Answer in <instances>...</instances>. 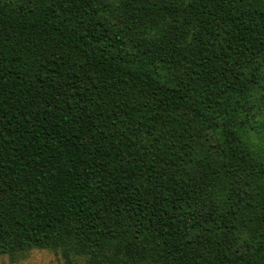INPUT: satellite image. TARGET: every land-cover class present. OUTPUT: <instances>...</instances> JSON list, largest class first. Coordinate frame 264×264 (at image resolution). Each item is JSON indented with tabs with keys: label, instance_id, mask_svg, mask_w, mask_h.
Masks as SVG:
<instances>
[{
	"label": "trees",
	"instance_id": "obj_1",
	"mask_svg": "<svg viewBox=\"0 0 264 264\" xmlns=\"http://www.w3.org/2000/svg\"><path fill=\"white\" fill-rule=\"evenodd\" d=\"M264 264V0H0V254Z\"/></svg>",
	"mask_w": 264,
	"mask_h": 264
},
{
	"label": "rangeland",
	"instance_id": "obj_2",
	"mask_svg": "<svg viewBox=\"0 0 264 264\" xmlns=\"http://www.w3.org/2000/svg\"><path fill=\"white\" fill-rule=\"evenodd\" d=\"M0 264H88L85 256H65L59 248L29 249L15 255L0 254Z\"/></svg>",
	"mask_w": 264,
	"mask_h": 264
}]
</instances>
